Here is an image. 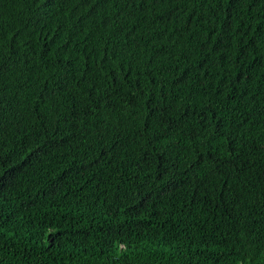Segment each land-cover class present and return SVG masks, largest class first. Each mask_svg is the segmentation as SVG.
Instances as JSON below:
<instances>
[{
  "label": "trees",
  "instance_id": "1",
  "mask_svg": "<svg viewBox=\"0 0 264 264\" xmlns=\"http://www.w3.org/2000/svg\"><path fill=\"white\" fill-rule=\"evenodd\" d=\"M0 264H264V0H0Z\"/></svg>",
  "mask_w": 264,
  "mask_h": 264
}]
</instances>
